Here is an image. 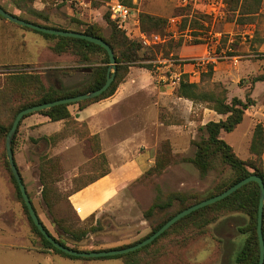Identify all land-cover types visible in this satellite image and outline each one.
<instances>
[{"label": "rangeland", "instance_id": "obj_1", "mask_svg": "<svg viewBox=\"0 0 264 264\" xmlns=\"http://www.w3.org/2000/svg\"><path fill=\"white\" fill-rule=\"evenodd\" d=\"M109 3L97 5L95 0H0V6L5 11L28 22L70 31H80L86 25H97L104 37L108 36L110 30L105 19ZM132 4L138 10V17L140 13H145L167 21L163 32L147 35H155L159 40L150 46L143 45L139 40L138 31L142 32L139 21L137 28L130 22L123 31L128 39L141 46V59L129 68V72H134L138 82L158 87L165 95L170 93L174 99L161 101L157 108V119H154V113L153 119H143L147 125L146 140L153 159L151 166L165 142L169 145L170 160L158 173L147 174L150 166L121 193L116 203L95 215L94 220L99 222L100 230L90 234L78 247L85 252L134 244L180 208L178 201L172 199L175 195L188 197V202L198 201L216 183L229 176L219 167L205 177H200L193 164L186 161L194 155L193 143L199 140V128L225 116L209 110L203 103H193L183 98L175 100L177 97L174 92L181 78L186 77L189 82L197 83L202 90L224 93L228 102L233 97L244 100L245 94L249 92L254 103L245 111L242 122L232 132L220 134L239 159L250 158L249 144L253 128L256 123L264 124V81L250 88V80L261 73V61L257 57L264 54V0H260L258 15L249 25L237 24L235 14L224 0H132ZM185 13L190 14L188 20L193 18L199 21L205 16L209 24L200 20L202 27L192 30L196 34L194 37L188 27L183 31L179 28L185 17L182 14ZM109 20L112 21L110 17ZM260 38L263 39L261 43L258 42ZM221 39L224 42L220 43ZM53 43L52 40L41 39L36 33L0 19V89L8 85L7 71L29 67L40 75L45 86L85 90L103 56L90 55L85 62L70 54L57 55L50 50ZM217 47H221L220 52H217ZM227 53H231V56ZM145 65H149L151 71L145 69ZM207 65L212 66L211 71ZM22 101L23 97L14 93L9 105L17 106ZM68 109L74 118L78 106L70 105ZM6 113L0 110V122L9 124L8 108ZM25 119L45 117L35 113L21 121L12 139L13 159L32 206L47 230L56 237L44 212L42 181L53 189L51 198L55 203L54 216L78 227L82 220L70 206L67 196L108 169V160L99 140V154L107 163L99 166L94 164L100 158L92 153L87 137L96 134H90L85 121H62L63 127L58 132L45 136L39 132L38 126L26 125ZM62 131L64 134L60 140L44 139ZM5 138L0 137V243L16 245L17 241L23 244H29L30 241L33 246L43 248L40 238L31 230L11 182L10 170L5 164ZM109 148L110 157L114 159L119 150L112 146ZM46 162V166H54L55 170L44 178L42 167ZM170 198V206L155 208L150 215H145L154 203H165ZM245 220L242 214L226 213L202 231L190 225L178 226L133 255L132 259L135 264H235L234 258L245 239L238 227ZM4 229L20 238L4 234ZM0 264H23V260L16 252H0ZM31 264H125V260L84 261L33 253Z\"/></svg>", "mask_w": 264, "mask_h": 264}, {"label": "trees", "instance_id": "obj_2", "mask_svg": "<svg viewBox=\"0 0 264 264\" xmlns=\"http://www.w3.org/2000/svg\"><path fill=\"white\" fill-rule=\"evenodd\" d=\"M109 1L111 0H95V4L102 5L103 3ZM117 1H119L120 3L126 6H134L132 4V0H117ZM224 1L227 7H229L232 10V12L235 14L236 16L235 20L237 24L239 25L253 24L260 9V0H224ZM2 9L4 8L2 7ZM182 15L185 16L182 18L179 26V28L182 31L188 27V30H190V32H193L192 30H196L198 29V27H202L201 24L199 23L200 20L205 23L207 22V24H209L208 21L205 20L206 18L205 16H202L201 19H199V21H196L193 18L188 20L187 16L190 15L189 13H185ZM0 19L5 20L2 17H0ZM105 19L110 29L107 37L103 36L101 28L98 27L97 25H86L84 29L74 32L99 38L111 48L117 66V71L111 85L108 87V89L105 92H103L100 96L96 98L80 101L78 103H73V104L57 105L49 109L39 111L37 112V114L47 117L51 122H57V121H64L65 123L71 122L72 121L71 119L74 118L71 116L68 110V107L70 105L76 104L78 106V109L82 110L91 103H95L97 101L110 97L111 95L114 94L118 86L124 82L125 77L129 72V68L133 66V64H135L136 61L141 59L139 57V50L141 49L140 44L136 41L128 39L126 37L125 32L123 31L124 29L117 28L115 22L109 20V12L106 15ZM138 21L142 32L145 33L146 35L153 34L154 32H163L167 24L166 19L151 16L145 13L139 14ZM41 26L62 30V31H70L67 29L57 28L52 26H46V25H41ZM21 28L37 33L43 36L47 40L54 41L53 45L50 46V50L54 54L57 55L70 54L76 56L79 60L85 62L88 61L90 55H102L103 59L100 60V65H98L95 68L94 73L92 75V79L88 87L83 91H80L78 89H61V88H56L52 85L45 86L40 79V75H38L36 72L32 71L31 69H28L29 67H24L25 69L14 68L13 70L7 71L5 75L7 76L8 85L0 89V110L7 115L6 111L8 108V113L10 116V119H7L9 121V124H4L3 122H0V137H4V138L6 137L16 114L19 111L35 105L53 102L59 99L70 98L83 93H87L89 91L99 89L105 82L106 71L109 64L106 51L98 45H95L93 43L81 39L48 35L31 30L26 27H21ZM193 36L194 37L196 36L195 32H193ZM258 40H259L258 42L261 43L263 39L260 38ZM222 41L224 42V39H221L220 43H222ZM197 43L200 42L198 41ZM220 48L221 47H217V52H220L219 51ZM227 54L228 56H231L230 55L231 53H227ZM257 59L261 61V73H259L250 80L251 89L254 84L264 81V54L258 55ZM143 67L151 71L149 65H145ZM207 67L209 68V71L212 70L211 65H207ZM14 93H17L20 96H22L23 101L17 106L14 105L11 107L9 105V101L12 94ZM174 94L177 98H183L193 103H203L206 105V107L209 110H212L218 115L225 116L224 119H221L216 122L210 121L199 128V131L201 132L199 140L193 143L195 146L194 155L192 158L186 159V161L193 164V166L197 169L200 177H205L210 172L216 171L219 167L221 168L222 171L228 172L229 176L216 183V185L212 187L207 192V194L198 201L188 202V200H190L188 199V197L182 198L179 195H175V197L172 199L178 201L180 208L173 214L169 215L166 219L156 224L146 237L142 238L141 240H138L132 245H135L140 241L146 239L148 236H150L155 231H157L160 227H162V225H164L169 219H171L180 211L202 200L208 199L210 197L222 193L232 185L236 184L237 182L241 181L242 179L248 176L255 175L261 178V180L264 183V168H263V159H262L264 153V124L260 122L256 123L253 128V132L249 144V153L251 156L248 160L239 159L233 152L232 147L220 137V134L222 132L223 133L232 132L242 122L245 111L250 106L253 105L254 101H252V99L250 98L249 92L245 94L244 100L233 97L228 102L224 93H215L213 91L202 90L200 89L197 83L189 82L186 79V77H183L179 80L178 86L175 89ZM30 115H26L25 117H23V119ZM23 119H21V121ZM21 121L19 122V124L21 123ZM63 134L64 131H62L61 133H57L51 137H46V138L44 137V139L53 140V141L60 140L61 138H63L61 137L63 136ZM87 139L91 143L92 153L97 154L98 158H100L99 160L96 159L95 160L96 163L94 164L99 166L101 164L107 163L104 157L101 154H99V150H98L99 138L96 135H88ZM169 152L170 149L168 143L167 142L163 143L161 145L160 151L158 152L155 158V162L153 166H151L146 171L147 174L158 173L162 169H164L170 160ZM47 163L48 162H46L42 167L43 168L42 175L44 178L49 177L51 175V172L55 170L54 166H49V167L46 166ZM5 164L6 167L8 168L7 161H5ZM108 172H109L108 169L103 170L100 174L90 179L86 184L78 187L73 192H71L67 196V198L71 194L81 190L88 184L107 175ZM10 179L14 185L17 197L22 204V208L30 224L32 232L40 238L44 249L50 250L53 254L62 256L64 258L79 259L84 261L123 258L125 260V264H135L132 259L133 255L149 247L151 244H153L163 236L167 235L170 231L174 230L176 227L183 226L185 224L187 226L190 225L193 228L202 231L205 226L214 222L218 217L226 213H234V214L236 213V214L244 215L246 217V220L242 225L238 227L239 233L243 234L245 236V239L242 247L237 252L234 258V262L235 264H257L258 262L256 217H257L259 192H258V185L255 182H249L244 186H242L241 188H239L238 190H236L231 195L227 196L226 198L218 202H215L213 204H210L208 206L202 207L186 215L185 217L181 218L173 225H171L166 231H164L150 244L146 245L141 249L119 256L86 259V258H78V257L66 255L61 251L55 249L48 241L44 239L42 234L36 229L32 221L30 220L27 209L23 203L17 184L13 179L11 172H10ZM41 186H42L41 200L44 205V212L46 213L48 220L50 221L51 225L54 228L56 237H54L47 230V228L44 226V224L40 220L38 214L36 213L33 207L39 219V222L43 225L47 233L61 246L69 249H73L75 251H83L80 250L78 247L85 242V240L88 238L90 234L96 233L100 230L99 222L97 220L96 221L94 220L96 213H93L85 220L80 221L81 226L73 227L72 225L67 224L63 218H56L54 216L53 207L55 203L52 201L51 198L53 189L52 187H50V185H48L44 181H42ZM172 199L170 198L165 203L162 202L154 203L153 206L146 212L145 215L146 216L150 215L155 208L163 209L170 206ZM261 232L264 240V208L262 215ZM132 245H128L116 249H122ZM107 250H112V249H107ZM90 251H101V250H90Z\"/></svg>", "mask_w": 264, "mask_h": 264}, {"label": "crops", "instance_id": "obj_3", "mask_svg": "<svg viewBox=\"0 0 264 264\" xmlns=\"http://www.w3.org/2000/svg\"><path fill=\"white\" fill-rule=\"evenodd\" d=\"M134 75V72L130 71L127 79L110 97L91 103L73 114L74 119L86 122L90 134L98 135L101 150L108 160L109 170L107 175L68 197L70 206L82 221L91 214H97L116 203L121 193L135 183L152 164L151 149L146 140L147 125L143 119H153V113L154 119H157V108L161 101H174V99L169 95L170 93L165 95L158 87L138 82ZM175 100L182 99L175 98ZM24 123L38 126L39 132L45 136L56 133L63 127L62 121L51 122L47 117L25 119ZM111 146L119 150L114 155V159L110 157L108 151ZM262 159L264 168V153ZM2 232L14 238H20L8 229ZM28 242L30 245L18 241L15 242L16 245L0 243V252L6 254L11 251L16 252L23 260V264H31L33 253L62 257ZM12 257L15 256L12 255Z\"/></svg>", "mask_w": 264, "mask_h": 264}, {"label": "water", "instance_id": "obj_4", "mask_svg": "<svg viewBox=\"0 0 264 264\" xmlns=\"http://www.w3.org/2000/svg\"><path fill=\"white\" fill-rule=\"evenodd\" d=\"M0 17L4 18L6 21L11 22L13 24H16L20 27H26L31 30L43 33V34H48V35H54V36H60V37H70V38H75V39H81L85 40L87 42L93 43L95 45H98L102 47L108 56V67L106 71V79L104 84L97 90L89 91L87 93H83L74 97L70 98H65V99H59L53 102H48L40 105H35L32 107L25 108L21 111H19L13 122L12 125L6 135L5 138V154H6V159L8 163L9 170L11 172V175L13 179L15 180L20 196L23 200V203L27 209L28 215L30 217V220L32 221L33 225L36 227V229L42 234L44 239L48 241L55 249L61 251L62 253L73 256V257H78V258H86V259H92V258H102V257H112V256H119L123 254H127L130 252H134L138 249H141L145 247L146 245L150 244L153 240H155L158 236H160L164 231H166L171 225H173L175 222L180 220L181 218L185 217L186 215L202 208L205 206H208L210 204H213L215 202H218L227 196L231 195L234 193L236 190L244 186L245 184L249 182H255L258 185V206H257V217H256V236H257V242H258V262L257 264H264V240L262 237V232H261V226H262V215H263V208H264V183L261 180V178L251 175L248 176L241 181L237 182L236 184L232 185L222 193L215 195L213 197H210L208 199L202 200L194 205L189 206L188 208L180 211L177 213L175 216H173L171 219H169L162 227H160L157 231H155L153 234L148 236L146 239L140 241L139 243L125 247L122 249H112V250H101V251H75L73 249H69L66 247L61 246L58 242H56L44 229L43 225L39 222V219L33 209L32 203L27 195L25 186L22 182L21 176L17 170V167L15 165L14 159H13V153H12V139L14 137V134L16 132V129L18 127L19 122L23 117L26 115H30L33 113H37L42 110L49 109L51 107L57 106V105H64V104H73V103H78L80 101L88 100V99H93L98 96H100L103 92H105L108 87L111 85V83L114 80L115 77V72H116V62L115 58L113 55V52L111 48L101 39L88 36L82 33H77L73 31H62V30H57V29H52L48 27H43L38 24H34L32 22L25 21L23 19H20L4 9L0 6Z\"/></svg>", "mask_w": 264, "mask_h": 264}, {"label": "built area", "instance_id": "obj_5", "mask_svg": "<svg viewBox=\"0 0 264 264\" xmlns=\"http://www.w3.org/2000/svg\"><path fill=\"white\" fill-rule=\"evenodd\" d=\"M109 17L115 22L117 28L125 29L128 23L132 22L134 27H138V10L134 6H126L117 0H111L108 4ZM140 42L145 46L156 44L159 42L158 37L152 35L148 37L146 34L138 31Z\"/></svg>", "mask_w": 264, "mask_h": 264}]
</instances>
